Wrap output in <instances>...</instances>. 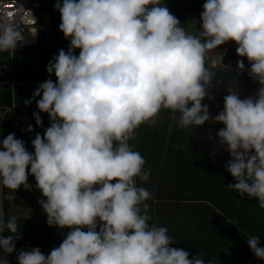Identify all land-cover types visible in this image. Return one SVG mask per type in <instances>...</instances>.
Wrapping results in <instances>:
<instances>
[{"label":"clouds","instance_id":"obj_1","mask_svg":"<svg viewBox=\"0 0 264 264\" xmlns=\"http://www.w3.org/2000/svg\"><path fill=\"white\" fill-rule=\"evenodd\" d=\"M55 9L70 46L47 66L56 82L48 79L33 93H42L36 103L50 127L32 140L34 153L14 133L0 142V205L21 186L30 190V167L46 198L39 201L46 223L71 231L47 257L39 247L21 250L18 264H205L200 255L189 259L188 251L170 247L177 241L168 228L150 223L147 201L154 193L137 179L146 183L151 169L129 141L141 125L156 127L163 111L179 129L223 123L219 142L236 181L227 187L264 209V0H206L198 34L180 26L162 0H57ZM229 41L261 87L245 99L230 88L224 110L213 117L202 103L214 99L207 89L217 63L209 66L207 55ZM18 43H25L23 32L0 20V53H14ZM237 67L244 69L243 60ZM34 118L42 126L39 112ZM5 229L18 233L16 217L5 222L0 207V234ZM21 238L0 235V249L13 253ZM247 243L264 260L259 237ZM0 264L9 262L0 257Z\"/></svg>","mask_w":264,"mask_h":264},{"label":"trees","instance_id":"obj_2","mask_svg":"<svg viewBox=\"0 0 264 264\" xmlns=\"http://www.w3.org/2000/svg\"><path fill=\"white\" fill-rule=\"evenodd\" d=\"M40 1L42 5L38 19L39 26L46 32V43L22 45L15 50L13 57L7 52L0 53V68L13 67L12 73H0V108L5 110L0 122L1 142L14 133L15 138L24 141L26 149L32 153L34 146L31 142L37 134L43 136L40 128L49 121V114L35 112H39L42 119V126H38L34 115L28 124L19 121L15 113L22 114L28 107L37 106L36 101L42 98V93L39 97H33V93L39 84L48 79L54 83L57 80L54 73H48L47 66L61 49L67 52L70 46V39H66L59 28L61 15L55 9L57 0ZM204 3L206 0H162V6L167 7L186 30L188 18L193 12L203 11ZM229 44L236 45L234 41H229ZM79 53L80 49L74 50L75 55ZM212 70L214 77L208 94L214 99L206 97L202 103L213 108L217 114L224 110V97L230 88L241 86L257 92L261 87L251 77L248 65L241 76L220 65ZM26 100L32 103L26 105ZM170 116L169 111H163L156 127L141 125L136 130L137 138L130 141L134 150L155 165L153 182L142 185L154 193L153 199L147 201L152 216L150 223L167 227L169 235L177 241L170 247L188 251L189 259L200 255L205 264L209 261L211 264H264V260L258 259L247 243V237L256 235L259 246L264 247V209L259 207L257 199L228 189L229 184L236 183L225 168L231 156L229 153L215 152L212 145V138H219L218 132L225 125L217 122L215 128L211 129L207 121L201 126L179 129ZM29 125L32 131L27 130ZM27 171V183L41 193L36 187L35 177L30 174V167ZM137 185L141 186L138 179ZM3 192L6 196L10 190L5 188ZM11 203L12 200L7 199L2 202L5 222L13 217ZM155 209L157 211L154 212ZM207 218L211 227L200 229ZM16 221L17 234L22 238L14 241L15 251L9 254L12 264H18L17 257L21 250L39 247L47 257L66 238L64 228L47 226V220L19 216ZM4 234L5 238L17 235L6 229Z\"/></svg>","mask_w":264,"mask_h":264},{"label":"rangeland","instance_id":"obj_3","mask_svg":"<svg viewBox=\"0 0 264 264\" xmlns=\"http://www.w3.org/2000/svg\"><path fill=\"white\" fill-rule=\"evenodd\" d=\"M201 12H193L191 14V16L188 18L187 23H188V32L193 33V34H198L199 31H202V22H201ZM48 36V33H47ZM230 46L229 42L220 45L217 47V49L215 50H211L208 55H207V63L209 66H211L213 61H216L217 66H222L221 64V60L224 56V54L226 53V51L228 50V48ZM238 60H243L244 65H248L249 66V61L247 60L246 57H241ZM237 60V61H238ZM237 61L235 63H233L232 65L228 66L227 68L229 70H231L234 74L241 76L242 75V71L240 69H238L237 67ZM250 67V66H249ZM213 83V79L211 81L210 86L208 87L207 91L210 89L211 85ZM233 89L239 93V95L241 96L242 99L248 98V97H255L256 92L255 91H249L246 90L244 88H242L241 86H234ZM209 113L210 116H215L217 115L216 111L213 108H209ZM22 116L25 118L27 117L25 115V113H22ZM211 129L215 128V125L217 124V122H212L211 120L208 121ZM212 145L213 148L215 150V152L217 153H228L225 150V147L223 145L220 144L219 142V138L217 137H213L212 138ZM155 165L151 164L150 162L146 161L145 164V168L147 169H151V176L150 179L146 182L141 184V186H147L150 185L153 180H154V173H155V169H154ZM15 199L12 200L11 203V214L15 217L21 216V215H28L30 217H34V218H38L40 220H47V214L45 213V211L43 210L41 204L39 203L40 200L46 199L45 197H43L42 193H38L37 191H34L33 189L30 188V190H25L23 186H21L19 189L16 190L15 192ZM157 211L156 209L154 210V212ZM98 220V225L100 223L99 219ZM209 222V218H207V221L204 220V224L208 225H201L200 229H209L210 224ZM87 228V227H84Z\"/></svg>","mask_w":264,"mask_h":264},{"label":"built area","instance_id":"obj_4","mask_svg":"<svg viewBox=\"0 0 264 264\" xmlns=\"http://www.w3.org/2000/svg\"><path fill=\"white\" fill-rule=\"evenodd\" d=\"M41 1L40 0H0V20L8 19L11 22L15 23L18 27V29L23 32V35L25 37V43H22V45H31L37 43V37L38 32L42 30V27L39 26V19H38V11L41 8ZM11 57H13V53L10 54ZM10 73L13 72V67L10 66ZM1 69V68H0ZM1 73V71H0ZM25 115H27L26 110L23 112ZM16 118L24 123H29L30 119H26L22 116V114L15 113ZM2 120V109L0 108V122ZM50 119L47 122V124L40 128V131L44 135L46 129L50 127ZM1 142V138H0ZM129 144L131 146V143L129 141ZM132 147V146H131ZM0 150L1 144H0ZM2 207V205H0ZM3 211V207H2ZM0 235H3L5 237L4 232ZM1 250V257H5L9 264H12L11 258L9 254L3 253V250Z\"/></svg>","mask_w":264,"mask_h":264},{"label":"water","instance_id":"obj_5","mask_svg":"<svg viewBox=\"0 0 264 264\" xmlns=\"http://www.w3.org/2000/svg\"><path fill=\"white\" fill-rule=\"evenodd\" d=\"M46 43V32L45 30H40L38 32V37H37V44H45ZM21 47V44L18 43V46H17V49ZM236 48H237V45H233V46H230L228 48V50L226 51V53L224 54L222 60H221V64L224 66V67H228L230 65H232L233 63H235L238 59H240L241 57L238 56L237 52H236ZM249 66L251 68V64L249 62ZM1 72L3 71H6L8 73H10V68L9 67H4V68H1L0 69ZM36 111H39L38 107L37 106H31V107H28L26 109V112L28 114V116L31 118L34 113ZM5 113V110H2V118H3V115ZM46 225L48 226V224L46 223ZM54 228H59L58 226H52ZM64 230H65V233L67 235V233L69 231H71V229L69 227H64Z\"/></svg>","mask_w":264,"mask_h":264},{"label":"crops","instance_id":"obj_6","mask_svg":"<svg viewBox=\"0 0 264 264\" xmlns=\"http://www.w3.org/2000/svg\"><path fill=\"white\" fill-rule=\"evenodd\" d=\"M23 113V112H22ZM27 117H25L26 119H30V117L28 116V114L26 115ZM31 189H33L32 187H30ZM34 190V189H33ZM35 191V190H34ZM21 216H28V215H21ZM19 217V216H18Z\"/></svg>","mask_w":264,"mask_h":264}]
</instances>
